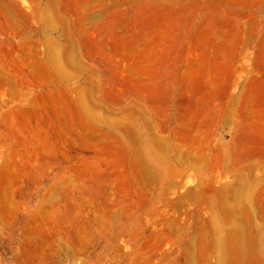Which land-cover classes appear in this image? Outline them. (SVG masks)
Masks as SVG:
<instances>
[{"label":"rangeland","instance_id":"rangeland-1","mask_svg":"<svg viewBox=\"0 0 264 264\" xmlns=\"http://www.w3.org/2000/svg\"><path fill=\"white\" fill-rule=\"evenodd\" d=\"M0 264H264V0H0Z\"/></svg>","mask_w":264,"mask_h":264},{"label":"bare ground","instance_id":"bare-ground-1","mask_svg":"<svg viewBox=\"0 0 264 264\" xmlns=\"http://www.w3.org/2000/svg\"><path fill=\"white\" fill-rule=\"evenodd\" d=\"M216 239H218L217 241V251H219V255H220V258H219V260H221V262H223L224 260H226L227 259V255H228V251H230V250H228L229 248H228V241H227V239H225V238H223V237H218V238H216ZM231 254V253H230ZM229 259V258H228Z\"/></svg>","mask_w":264,"mask_h":264}]
</instances>
